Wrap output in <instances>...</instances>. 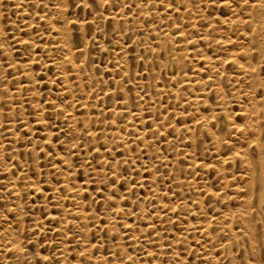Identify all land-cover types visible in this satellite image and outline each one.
Masks as SVG:
<instances>
[{
  "label": "rangeland",
  "instance_id": "rangeland-1",
  "mask_svg": "<svg viewBox=\"0 0 264 264\" xmlns=\"http://www.w3.org/2000/svg\"><path fill=\"white\" fill-rule=\"evenodd\" d=\"M0 114V264H264V0H0Z\"/></svg>",
  "mask_w": 264,
  "mask_h": 264
},
{
  "label": "bare ground",
  "instance_id": "bare-ground-1",
  "mask_svg": "<svg viewBox=\"0 0 264 264\" xmlns=\"http://www.w3.org/2000/svg\"><path fill=\"white\" fill-rule=\"evenodd\" d=\"M25 1V0H24ZM227 1V0H226ZM249 2V1H248ZM178 3V2H177ZM26 5H27V3H25ZM41 4V3H40ZM24 5V4H23ZM260 5V4H259ZM235 6V5H234ZM236 7V6H235ZM249 7V6H248ZM26 10V9H25ZM231 10V9H230ZM39 12V11H38ZM45 15V14H44ZM47 16V15H46ZM208 17V16H207ZM201 18V17H200ZM43 19V18H42ZM52 20V19H51ZM226 22V21H225ZM230 22V21H229ZM240 22V21H239ZM229 24V23H228ZM254 24V23H253ZM252 24V25H253ZM262 25V24H261ZM254 26V25H253ZM256 26V25H255ZM49 28V27H48ZM200 28V27H199ZM255 28V27H254ZM258 28H259V26H258ZM62 29V28H61ZM63 31V30H62ZM66 37V36H65ZM229 38V37H228ZM246 38V37H245ZM63 40H66V38L65 39H63ZM31 41V40H30ZM66 42V41H65ZM226 42V41H225ZM64 43V42H63ZM51 45V44H50ZM54 45V44H53ZM187 45V44H186ZM223 45V44H222ZM31 46V45H30ZM263 47V46H262ZM51 48V47H50ZM64 51V50H63ZM208 53V52H207ZM206 53V54H207ZM60 55V54H59ZM66 55V54H65ZM70 55V54H69ZM189 56V55H188ZM65 57V56H64ZM191 58V57H190ZM212 58V57H211ZM232 58V57H231ZM31 59V58H30ZM63 59V58H62ZM179 59V58H178ZM69 60V59H68ZM60 65V64H59ZM211 65V64H210ZM238 65V64H237ZM235 66V65H234ZM244 66V65H243ZM62 67V66H61ZM58 68V67H57ZM236 68H238V67H236ZM239 68H241L244 72H247V73H249L250 71L247 69V67H239ZM59 69H60V67H59ZM66 70V69H65ZM63 72V71H62ZM234 73V72H233ZM190 75V74H189ZM66 77V76H65ZM80 77V76H79ZM259 84V83H258ZM259 85H262V83H260ZM234 89V88H233ZM11 93V92H10ZM32 93V92H31ZM239 93V92H238ZM22 94V93H21ZM178 95V94H177ZM196 96V95H195ZM20 97V96H19ZM193 97V96H192ZM249 98H250V96H249ZM162 105V104H161ZM167 105V104H166ZM199 106V105H198ZM68 108V107H67ZM11 109V108H10ZM65 110H66V108H65ZM155 112V111H154ZM13 113V112H12ZM1 115V114H0ZM260 116V115H259ZM199 120V119H198ZM2 123V122H1ZM0 123V124H1ZM88 123V122H87ZM188 123V122H187ZM205 123V122H204ZM14 125V124H13ZM90 129V128H89ZM188 129V128H187ZM15 130V129H14ZM76 130V129H75ZM254 130V129H253ZM256 130V129H255ZM258 130V129H257ZM90 131V130H89ZM256 132V131H255ZM193 133V132H192ZM15 135H16V133H15ZM139 135H140V133H139ZM94 138V137H93ZM250 138V137H249ZM237 142V141H236ZM48 144V143H47ZM98 144V143H97ZM259 146V145H258ZM260 147V146H259ZM99 149V148H98ZM262 149V148H261ZM263 150V149H262ZM99 151V150H98ZM92 166V165H91ZM61 168V167H60ZM68 170H69V168H68ZM16 179V178H15ZM263 179V178H262ZM109 181V180H108ZM263 181H264V179H263ZM262 181V182H263ZM67 183V182H66ZM35 185V184H34ZM110 189V188H109ZM78 191V190H77ZM80 193V192H79ZM18 194V193H17ZM69 196V195H68ZM82 196V195H81ZM68 198H70V197H68ZM81 198V197H80ZM217 199V198H216ZM78 201V200H77ZM73 202V201H72ZM82 202V201H81ZM247 207V206H246ZM70 209V208H69ZM9 210V209H8ZM245 212H247V211H245ZM84 217V216H83ZM83 219V218H82ZM23 220V219H22ZM13 224V223H12ZM86 227V226H85ZM209 231V230H208ZM13 234V233H12ZM207 242V241H206ZM208 243V242H207ZM21 244V243H20ZM14 245V244H13ZM22 245V244H21ZM208 245V244H207ZM14 247V246H13ZM19 248V247H18ZM17 248V249H18ZM14 249V248H13ZM152 252V251H151ZM61 255V254H60ZM16 256V255H15ZM10 257V256H9ZM14 258V257H13ZM150 258V257H149ZM208 258V257H207ZM4 259V258H3ZM7 261V260H6Z\"/></svg>",
  "mask_w": 264,
  "mask_h": 264
}]
</instances>
